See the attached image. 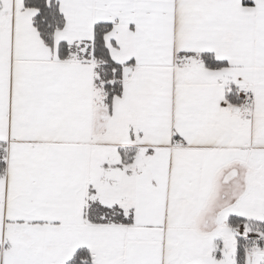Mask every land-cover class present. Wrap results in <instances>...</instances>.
Listing matches in <instances>:
<instances>
[{"label":"snow or ice","instance_id":"6c2138e0","mask_svg":"<svg viewBox=\"0 0 264 264\" xmlns=\"http://www.w3.org/2000/svg\"><path fill=\"white\" fill-rule=\"evenodd\" d=\"M0 264H264V0H0Z\"/></svg>","mask_w":264,"mask_h":264}]
</instances>
